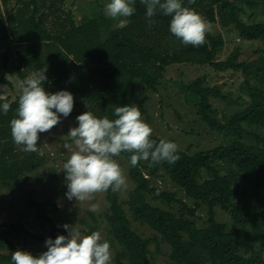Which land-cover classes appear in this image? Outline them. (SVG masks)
<instances>
[{
  "label": "trees",
  "instance_id": "1",
  "mask_svg": "<svg viewBox=\"0 0 264 264\" xmlns=\"http://www.w3.org/2000/svg\"><path fill=\"white\" fill-rule=\"evenodd\" d=\"M73 3L0 0V47L7 43L0 50V84L12 87L5 73L10 72L13 55L20 80L47 67L45 89L73 93L74 109L69 116L86 107L98 118L116 119V107L143 102L138 97L141 88L157 90L168 81L166 67L192 64L221 73L240 72L247 98L225 90V83L210 85L206 74L189 81L175 80L189 101L197 104L202 121L213 131L227 132L229 142L192 154L178 150L179 159L172 164H151L149 160L132 166L131 153H121L118 157L124 160L131 187L125 197L121 191L106 192L108 209L102 216L92 213L96 224L102 220L103 224L91 226L87 234L99 226L107 230L106 239L114 249L113 264H159L162 241L170 249L169 264H264V21H247L242 16L264 0H195L194 4L183 0L210 25L219 21L235 29L240 40L261 42L255 56L247 59L237 45L221 58L226 40L212 30L202 45H185L170 32L171 17L160 12L149 27L140 0L124 27L114 26L115 19L105 14L101 0H91V11ZM5 98L11 109L7 114L0 110V193L4 189L20 191L28 174L41 183L56 179L55 169L36 171L38 164H44V154L22 151L14 143L10 122L16 117L19 95L12 101ZM214 101L225 102L232 113L224 108L221 118ZM151 138L157 143L162 140L153 134ZM164 175L186 199L159 188L157 181ZM22 201L24 214L35 210L40 219L51 223L50 235L10 222L0 235V245L9 243L14 248V239L32 238L44 243L45 247L29 251L40 255L47 250L45 241L65 230L42 213L45 204L34 197L33 190H27ZM204 207L207 217L201 225L198 211ZM217 209L228 215L229 224L218 218ZM133 221L150 227L153 235L141 234ZM12 252H2L0 264H12Z\"/></svg>",
  "mask_w": 264,
  "mask_h": 264
},
{
  "label": "clouds",
  "instance_id": "2",
  "mask_svg": "<svg viewBox=\"0 0 264 264\" xmlns=\"http://www.w3.org/2000/svg\"><path fill=\"white\" fill-rule=\"evenodd\" d=\"M194 4L195 0H188ZM146 7L149 27L158 12L170 16V32L185 45L199 46L205 42L211 25L194 9L183 4V0H140ZM136 0H110L105 5V14L119 21L121 27L128 23L135 11ZM47 67L30 73L17 82L20 95L16 117L10 122L14 143L22 151L37 152L40 133L49 132L74 109V95L68 90L49 93L44 82L48 80ZM0 110L7 114L11 104L0 95ZM116 119L107 116L98 118L91 111L76 117L78 126L67 134L72 143L64 147L70 156L63 164L66 173V197L79 204L92 201L97 193L119 192L127 188V178L115 157L123 152L131 153L130 164L140 161L151 164L175 163L179 159L175 142L153 140L151 126L142 119L138 106L130 104L114 109ZM98 204H91L90 211H98ZM68 235H58L46 241L47 250L40 255L18 249L12 252V264H112L110 242L101 231L83 234L69 224L63 225Z\"/></svg>",
  "mask_w": 264,
  "mask_h": 264
},
{
  "label": "rangeland",
  "instance_id": "3",
  "mask_svg": "<svg viewBox=\"0 0 264 264\" xmlns=\"http://www.w3.org/2000/svg\"><path fill=\"white\" fill-rule=\"evenodd\" d=\"M69 3L77 4L82 9L92 10L90 6L91 0H68ZM106 5L110 0H101ZM246 7V6H245ZM247 8V7H246ZM251 16L249 17V15ZM247 21H264V4H260L255 9H247V14L242 15ZM114 26H120L119 21L115 19ZM213 33H221L225 40L226 45L220 57L224 58L227 54L237 45L242 49V57L247 59L255 56V50L260 48L261 42H248L239 39L235 29L224 27L219 21L211 25ZM7 46V43L1 44V51ZM1 59V57H0ZM16 60L11 55L9 70L5 73L7 79L12 82V87L9 85L0 84V95L8 96L10 101L14 100L20 95L16 84L20 81L15 69ZM2 70V69H1ZM3 71V70H2ZM227 73V74H226ZM221 73L215 71L210 66H198L192 64H176L166 67L165 78L168 80L162 85L158 86L157 90L141 88L138 97L143 99L142 103L134 102L133 105L139 107L142 113V119L146 121L153 129L152 134L166 141L175 142L178 145V150L186 151L192 154L198 150L208 149L220 143L227 144L230 140L227 132H217L211 130L201 117L197 114V104L194 101H189L186 94L181 91L177 81H189L190 79L206 74V79L210 85L225 83V90L234 91V96L241 94L246 98V92L242 90L243 78L240 72L236 73ZM230 74V75H229ZM247 99V98H246ZM245 102V100H244ZM214 105L220 111V117L225 116L223 109L227 108V113H232V107L227 106L225 102L214 101ZM81 113L86 112V107H82ZM78 114V115H80ZM61 117V121L49 132L42 133L40 141L39 154H44V164L39 165L36 169L37 172H43L48 169H55L57 178L49 180L48 183L38 182L34 174H28L29 178L22 184L20 191L2 190L0 193V235L5 230V227L10 222L23 223L29 230L38 234L50 235L51 223L48 220L40 219L35 210L29 214H24V204L22 199L25 197L27 190H33L34 197L43 202L45 206L42 213L52 218L57 222L58 228H63L65 233L57 231L59 235H68V231L63 227L65 224L75 226L81 233L87 234L91 226L103 224L93 220L92 213L95 216H102L108 209L106 201V192L97 193L92 201H86L79 204L73 200H68L66 197L67 185L65 183L66 173L63 171V164L70 156V152L65 149L64 144L69 139L67 134L72 127H76L78 116ZM72 143V141L68 142ZM120 163L126 175V166L124 160L120 157H115ZM127 178V176H126ZM157 184L161 190H169L177 192L178 197L186 199L182 190L173 184L167 175L160 177ZM131 187V183L127 178V188L121 190V195L126 196L127 190ZM61 190V194H57ZM98 204V211H90L91 204ZM156 203V202H155ZM162 205L160 203H156ZM167 207L166 205H162ZM198 224H203L206 220V208L199 209L198 211ZM218 218L226 223H230L229 217L226 213L217 209ZM99 221L101 218H98ZM133 226L141 234L145 236L153 235L154 231L147 225H141L133 221ZM96 231H101L103 238H107V230L102 229L100 226L96 227ZM12 238V237H10ZM1 243V239H0ZM6 247L0 245V254L2 252L16 251L24 249L26 251H33L35 248L45 247L44 243H38L32 238L24 241L22 238L14 239V248L9 243ZM155 249V245L151 246ZM162 253L157 256L159 264H169L168 253L169 246L165 242H161ZM112 260L114 249L111 246ZM248 252V251H247ZM113 264V261H112Z\"/></svg>",
  "mask_w": 264,
  "mask_h": 264
}]
</instances>
